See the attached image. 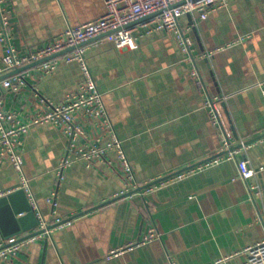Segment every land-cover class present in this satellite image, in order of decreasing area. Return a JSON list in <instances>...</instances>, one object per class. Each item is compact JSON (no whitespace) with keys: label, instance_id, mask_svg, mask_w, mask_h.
<instances>
[{"label":"crops","instance_id":"1","mask_svg":"<svg viewBox=\"0 0 264 264\" xmlns=\"http://www.w3.org/2000/svg\"><path fill=\"white\" fill-rule=\"evenodd\" d=\"M11 1L10 41L21 52L105 13L104 0ZM196 18L179 20L191 40L189 54L175 32L163 30L139 37L134 50L119 49L104 36L86 45L85 56L140 184L205 163L145 196L134 193L97 208L124 190L118 163L89 167L77 160L59 184L57 170L69 138L61 126H33L23 138L24 170L53 234L5 264H242L245 257L235 254L264 239V197L254 200L249 188L264 187V172L247 182L238 164L247 158L254 168L264 166V137L255 140L264 135L258 85L264 80V0H228L188 29ZM4 50L0 41V68ZM38 66L20 72L31 74L25 87L8 89L0 82L3 110L32 116L44 109L40 96L59 103L82 79L78 62H62L48 75L38 74ZM210 98L219 100L232 145H246L237 158L223 154L206 106ZM19 183L13 164L0 162V190ZM55 191L57 205L49 202ZM55 218L74 219L55 227ZM150 226L161 239L108 258L143 238Z\"/></svg>","mask_w":264,"mask_h":264},{"label":"built area","instance_id":"2","mask_svg":"<svg viewBox=\"0 0 264 264\" xmlns=\"http://www.w3.org/2000/svg\"><path fill=\"white\" fill-rule=\"evenodd\" d=\"M228 0H104L105 13L103 16L79 26H70L63 34L56 36L46 44L21 52L15 48L10 41L12 31V16L14 12L11 0H0V41L5 50L2 56V67L0 76L10 73L18 68L32 64L36 61L51 57L67 49L74 50L65 53L62 57H56L43 62L38 66L37 73L48 75L54 72L62 62H78L82 71V79L76 90L67 94L59 103H53L47 98L40 96L39 101L44 109L38 113L27 116L23 112L5 111L2 109L3 100L0 97V162L9 160L19 175L18 186L9 190H0V198L8 196L17 190L23 189L31 203L38 218L36 230L43 232L23 239L21 241L8 243L0 238V264L21 254L26 246L41 237H50L53 228L39 211L33 196L30 179L24 170L23 138L29 130L38 124L52 123L61 126L69 138V145L58 167V182L64 180V172L77 160L84 159L88 166L96 162H117L124 178V190L119 196L130 194L146 184H140L136 178L135 170L129 161L124 149L123 141L117 134L115 126L107 111L103 93L97 86L95 78L87 62L85 52L86 45L81 46L100 35L109 33L107 36L119 49L139 47L138 38L154 33L156 31L175 32L183 53H191V40L185 36L180 28V18L185 15L195 16L194 22L188 29L197 26L198 21L205 20L209 14L218 6L225 5ZM193 76H198L197 70L192 71ZM29 72L20 73L3 80V87L19 89L28 84ZM264 94V80L258 84ZM218 98L209 99L206 106L210 112L211 120L217 129L222 143V151L226 152L229 159L237 158L246 145L234 150L227 129L224 125L222 115L218 108ZM240 177L249 182L264 172V166L254 168L250 161L244 158L238 162ZM208 165V164H207ZM184 175H177L181 178ZM150 183V182H149ZM148 184V183H147ZM159 184L147 187L137 193L145 196L151 193ZM254 200L264 197V187L250 184L249 186ZM57 192L49 197V202L57 205ZM23 215V214H20ZM55 227L63 224L60 218H55ZM161 239V234L154 226H150L146 234L125 248L113 250L108 258L124 254L135 246H141L148 242ZM235 255L245 257L242 264H264V239L247 246ZM223 260H219L217 263Z\"/></svg>","mask_w":264,"mask_h":264},{"label":"water","instance_id":"3","mask_svg":"<svg viewBox=\"0 0 264 264\" xmlns=\"http://www.w3.org/2000/svg\"><path fill=\"white\" fill-rule=\"evenodd\" d=\"M108 35H109V33L100 35L96 38H93V39L87 41V42H84L83 44H81V46L87 45L88 43H90L96 39H99L101 37L108 36ZM72 50H74V48L67 49V50L60 52L58 54H55L51 57L36 61L32 64L18 68V69L14 70L10 73L4 74V75L0 76V82H2L3 80H5V79L17 74V73L23 72L25 70H28V69L34 67V66L40 65L43 62H46V61H49L53 58L64 55L65 53L72 51ZM263 137H264V135L259 136L255 140H259ZM252 141H254V140H252ZM239 147H241V146H239ZM236 148L237 147L232 146L231 150H234ZM223 154H226V152H223ZM203 163H205V162H202V163L196 164L190 168H186L184 170H181L175 174H172L171 176H167V177L152 181V182H150L144 186H141L140 188H138L137 190H135L134 192H132L130 194L137 193V192H139V191H141L147 187L160 184V183H162V182H164V181H166V180H168L174 176H177L178 174H180L184 171L190 170L193 167H196V166L201 165ZM125 196H129V194L119 196V197H117V198H115L109 202H105V203L101 204L100 206H97V208L104 206L108 203H111L113 201H116L118 199H121ZM88 211H91V210H88ZM20 214H23V216H20L19 218H17V216ZM72 219H74V218H71L68 220L70 221ZM68 220H65L64 222H66ZM37 227H38V219H37L36 213L33 210L31 203H30V200H29L26 192L23 189L17 190L16 192L9 194L8 196L0 198V238H3L7 241L15 238L13 241L8 242L6 244V246L11 245L12 243L21 241L23 239L29 238L31 236H34V235L39 234V233L44 231V230H36L35 232L28 234L27 236L16 238L17 236L21 235L23 232H28L32 229H36ZM51 228H53V226L49 227V229H51Z\"/></svg>","mask_w":264,"mask_h":264}]
</instances>
